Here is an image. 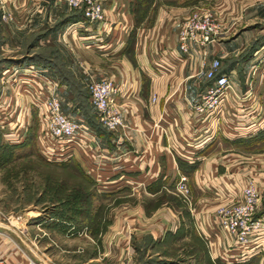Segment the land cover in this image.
Wrapping results in <instances>:
<instances>
[{
    "label": "crops",
    "instance_id": "0c3cea01",
    "mask_svg": "<svg viewBox=\"0 0 264 264\" xmlns=\"http://www.w3.org/2000/svg\"><path fill=\"white\" fill-rule=\"evenodd\" d=\"M5 1L11 20H0V72L2 65H10L8 70L45 65L59 83L55 65H62L83 83L79 65H97L96 77L117 74L122 91L116 102L126 127L107 130L108 135L93 130L99 150L80 144L71 153L95 172L86 176L91 190L71 192L72 199L56 203L48 212L34 208L15 219L0 211V262L105 264L113 248L126 251L128 264H201L202 253L216 261L229 242L215 230L216 207L238 201L251 177L264 187V150L255 155L228 153L218 160L223 145L225 150L235 149L264 134V74H250L252 65H262L255 52L264 47V0H215L212 8L223 28L206 47L204 58L200 50L188 57L176 51L177 34L171 28L188 10L181 4L155 0L160 5L154 18L150 15V25H145L149 15L136 25L133 0H103L115 23L112 33L105 34L99 24L79 19L77 11L58 0ZM10 50H17V57L6 55ZM215 58L234 87L214 119L201 121L189 103L209 83L205 72ZM71 91L59 84L65 113L78 111ZM0 101L3 139L10 136L16 147L32 140L37 147L38 125L35 131L26 127L19 132L15 127L6 133L4 97ZM35 103L33 97L27 107L38 120ZM107 152L117 162L107 160L101 170L97 159ZM180 175L188 179L190 206L174 194ZM2 220L16 222L17 241L4 231ZM250 247L242 257L259 264L261 254ZM89 248L92 253L87 256Z\"/></svg>",
    "mask_w": 264,
    "mask_h": 264
},
{
    "label": "built area",
    "instance_id": "2783aa9c",
    "mask_svg": "<svg viewBox=\"0 0 264 264\" xmlns=\"http://www.w3.org/2000/svg\"><path fill=\"white\" fill-rule=\"evenodd\" d=\"M63 2L70 9H81L85 21L90 24H99L101 33H112L115 23L108 18L103 0H63ZM2 19L8 20L10 16L2 14ZM71 29L72 25L68 26L64 34ZM218 34V23L213 11L203 9L193 12L185 18L179 28L176 51L178 55L188 57L193 51L200 50L204 58L206 47L216 40ZM255 54L258 62H264V47L260 51L257 50ZM220 66V59L215 58L211 61L205 72L209 83L202 88L198 97L189 103L191 111L198 120L214 119L213 117L221 109L227 91L234 87L230 76L219 72ZM17 70L23 73L28 72L31 77L42 80L40 89H36L35 104L43 111V123L47 135L44 137V134H41L38 137L40 154L47 160H64L72 156V151L76 145L80 144L97 152L100 148L99 140L87 122L81 118V114L78 111L71 113L63 111L58 83L42 69L33 66ZM121 91L117 79L113 76L90 79L87 84L91 109L109 131H118L126 127L116 102ZM152 99L155 100V96ZM187 181L185 175L179 176L177 183L179 192L183 194L189 192ZM262 204H264V192H260L254 183H247L242 188L241 198L238 201L216 207L215 230L228 236L230 244L229 248H223L220 258L232 261L234 251L246 254L252 246L253 253L261 254L259 264H264V213L260 214ZM242 258L245 260L247 256L240 255L237 260L242 261ZM0 264L15 263L0 262ZM26 264L34 263L29 261Z\"/></svg>",
    "mask_w": 264,
    "mask_h": 264
},
{
    "label": "rangeland",
    "instance_id": "374dc122",
    "mask_svg": "<svg viewBox=\"0 0 264 264\" xmlns=\"http://www.w3.org/2000/svg\"><path fill=\"white\" fill-rule=\"evenodd\" d=\"M59 2H63V0H58ZM152 0L153 6L146 7V9H139L135 13V22L140 24L143 20H146L147 16V23L145 25H150L152 18L150 15H156V10L159 7L158 2H154ZM158 1V0H157ZM215 0H165V4L178 6L183 5L188 7L187 12L180 18H177L176 24L174 27L171 28V31L176 32L179 31L180 26L184 22L185 18L188 17L191 13L200 11L203 9H209L213 11L215 18L217 19L218 23V30L220 31L223 26L220 24L221 22L218 20L217 13L214 12L215 10L212 8L214 5ZM6 1L0 0V20L3 22H8L11 20V15L9 12L5 10ZM66 5V4H65ZM180 5V6H181ZM67 6V5H66ZM68 7V6H67ZM77 10V9H73ZM2 14L9 15L10 19L3 20ZM154 20V19H153ZM68 33V32H67ZM66 33V34H67ZM112 41V40H110ZM114 42V41H112ZM16 45L13 43V46ZM261 48V47H260ZM258 49L260 51L261 49ZM18 55L17 50H10V52L6 53V55ZM17 57V56H16ZM257 59V58H256ZM86 63V62H85ZM258 63V61H257ZM262 65H252L253 69L251 77H253L257 71L261 70L264 74V62H261ZM32 65H21L14 66L13 68L5 69L0 72V98L4 97V109L5 115L7 116L8 120H5L3 123V128L6 133H11L15 127L19 128V132H22L26 127H32L35 131L36 125L39 127L38 137L41 134H44V137L47 135L46 127L43 123L44 116L43 111L41 108L38 107L39 119L37 120L33 112L30 113L27 105L30 104L33 97L36 100V89H40V83L42 80L37 77H31L29 73H23L21 70H17L19 68L26 69ZM35 65H33L34 67ZM37 66V65H36ZM35 66V67H36ZM105 67H109L110 65H104ZM45 65H40V67H36L38 69H42L44 73H46L50 78H52V74L47 71ZM82 73L84 74L86 81L83 83L80 80H77L68 70L67 72L72 76V88L67 85V89H71V102L73 104V108H77L78 112L81 114V118L88 122L91 130H94L98 134L108 135L107 129L102 125L99 121L98 117H95V113L91 109V106L88 102V97L86 98L87 93V84L89 83L90 79H100L107 76L115 77L117 74L107 73L104 76L96 77L97 73V65H90L89 63L79 65ZM115 65L111 66L113 69ZM62 74V73H61ZM253 75V76H252ZM64 77V74L61 75ZM59 75L58 85L60 83H64L62 77ZM116 78V77H115ZM252 83V81H251ZM248 83V89L253 90L254 85ZM35 87V90H33ZM244 92V91H242ZM61 97V95H60ZM22 102V103H21ZM65 102V101H64ZM3 104L0 101V105ZM25 106V107H24ZM35 107V106H33ZM32 109V108H31ZM32 111V110H31ZM32 115V116H31ZM6 135V134H5ZM32 132H30V136ZM10 136L7 139H3L0 134V211H2L5 215L9 213L10 216H13L15 219L18 216L17 214H23L24 211H31L34 208H40L43 212H48L52 206L56 203L61 202L65 199H72L71 192L76 190H91L92 182L86 178L87 175L90 173L94 174L95 172L89 170L87 166L80 160L73 158L64 162V160H45L40 155L36 154H28L25 156H13V148L17 145L10 144L12 142ZM8 142V143H7ZM37 148L39 151V142L37 143ZM236 147V146H235ZM223 151L218 152V160H224L226 154L228 153H248L251 155L257 154L258 151L264 150V147L261 149H257V147L251 149H234L228 148L225 150V146H222ZM221 150V149H220ZM244 150V151H243ZM74 151V150H73ZM72 151V152H73ZM66 155H70V153H65ZM97 154V153H96ZM65 155V156H66ZM72 155V154H71ZM102 155V154H101ZM106 157L98 158L97 160V167L102 168L107 160L116 163L117 160H114V157L111 156L108 152L104 153ZM69 156V157H73ZM98 169V170H100ZM102 170V169H101ZM97 172V171H96ZM83 178H82V177ZM178 183V181H177ZM177 183L175 186L174 194L176 195V199H181L186 205L190 206L192 202V198L190 196V189L188 187L189 192L187 194H183L177 190ZM247 183H254L256 188L260 192H264V187L260 186L258 181L254 178H249ZM188 186V184H187ZM74 195V194H72ZM71 201H68L69 203ZM229 203V202H225ZM222 203V204H225ZM264 207V204L261 205L260 211ZM14 219V220H15ZM3 221V229L4 231L7 230L8 233L14 240L17 241V229H16V222L9 223L7 220ZM31 222V220L29 221ZM110 224V222H109ZM107 225V224H106ZM22 231L25 229L23 226H20ZM2 229H0L1 231ZM224 235V234H222ZM228 237V236H227ZM229 242L226 243L225 247L229 248ZM224 248V247H223ZM112 249V248H111ZM203 250V249H202ZM201 250V251H202ZM92 253L91 248H89L87 256ZM120 254V257H119ZM126 251L119 252L116 248H113L111 251L108 252V259L104 261L105 264H128L126 257ZM242 255L240 251H234L232 253L233 260H223L221 255H218L216 261H211L205 254H201V264H242L241 261H238V256ZM128 257V256H127ZM237 260V261H236ZM243 261V260H242ZM248 263V262H247ZM246 263V264H247ZM249 264H258L257 261H252Z\"/></svg>",
    "mask_w": 264,
    "mask_h": 264
},
{
    "label": "trees",
    "instance_id": "16d2710c",
    "mask_svg": "<svg viewBox=\"0 0 264 264\" xmlns=\"http://www.w3.org/2000/svg\"><path fill=\"white\" fill-rule=\"evenodd\" d=\"M132 6H133V13H134V16H135V13L136 11H138L139 9L143 8V9H146V7H149L150 4L152 3V0H133L132 2ZM74 11H77V13H79V19H81L82 17L84 18L83 16V11L81 9L79 10H74ZM137 23V21H136ZM135 23V24H136ZM256 46H253L252 48L254 49ZM260 48V47H259ZM258 48V49H259ZM257 49V50H258ZM42 55V54H41ZM2 66H5L4 67V70L7 69L10 65H2ZM58 67V72H59V75H63L64 74V77H62V80L64 81L65 84H67L70 88H72L73 84H72V81H70L69 78L72 79V76H69L70 74L67 72V70L63 69V66L62 65H55ZM221 73V71H219ZM62 73V74H61ZM73 89V88H72ZM88 97V95H86V98ZM96 117V115H95ZM97 118V117H96ZM88 124V122H87ZM237 147L239 148H242V149H251V148H254V147H257V149H262L264 147V134H261L255 138H252V139H249L245 142H243L242 144L240 145H237ZM38 148L35 147V144L32 140H29L28 143L24 144V145H20L18 147H14L13 148V156H25V155H28V154H38L40 155L43 159H45L39 151H37ZM73 159V157H68L66 158V160H64V162L68 161V160H71ZM47 160V159H45ZM262 213H264V207L262 208L261 210ZM254 260H243L241 261L240 263L242 264H249L250 262H252Z\"/></svg>",
    "mask_w": 264,
    "mask_h": 264
}]
</instances>
